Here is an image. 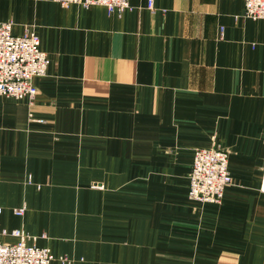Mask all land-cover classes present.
I'll return each instance as SVG.
<instances>
[{"label":"crops","instance_id":"crops-1","mask_svg":"<svg viewBox=\"0 0 264 264\" xmlns=\"http://www.w3.org/2000/svg\"><path fill=\"white\" fill-rule=\"evenodd\" d=\"M130 1L0 0L50 58L34 98L0 96V241L23 229L51 264H264V19ZM216 143L233 183L192 200L195 150Z\"/></svg>","mask_w":264,"mask_h":264},{"label":"built area","instance_id":"built-area-1","mask_svg":"<svg viewBox=\"0 0 264 264\" xmlns=\"http://www.w3.org/2000/svg\"><path fill=\"white\" fill-rule=\"evenodd\" d=\"M54 1L63 7L71 4L87 7L103 5L110 12L131 7L130 0ZM245 15L253 19H264V0H245ZM49 64L50 58L42 50L40 37L34 29L28 28L24 34L17 35L13 33V21L0 22V96L34 98L38 93L34 78L45 75ZM229 157L230 151L220 143L195 150L189 174V197L192 200L210 203L223 201L226 187L233 183ZM25 210V207L16 208L15 213L24 215ZM10 233L18 240L0 241V264H51L55 259L50 248L38 246L35 239L33 243H29L33 238L23 229H14ZM60 261L62 264L72 263L65 255L60 257Z\"/></svg>","mask_w":264,"mask_h":264}]
</instances>
